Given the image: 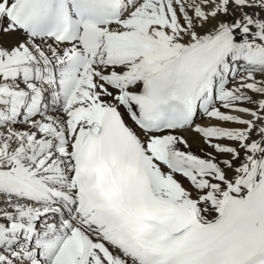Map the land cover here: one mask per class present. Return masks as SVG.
<instances>
[{
    "label": "snow or ice",
    "instance_id": "obj_1",
    "mask_svg": "<svg viewBox=\"0 0 264 264\" xmlns=\"http://www.w3.org/2000/svg\"><path fill=\"white\" fill-rule=\"evenodd\" d=\"M0 264H264V0H0Z\"/></svg>",
    "mask_w": 264,
    "mask_h": 264
}]
</instances>
